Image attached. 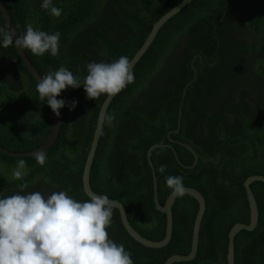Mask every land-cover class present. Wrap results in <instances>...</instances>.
I'll return each mask as SVG.
<instances>
[{"label": "trees", "instance_id": "obj_1", "mask_svg": "<svg viewBox=\"0 0 264 264\" xmlns=\"http://www.w3.org/2000/svg\"><path fill=\"white\" fill-rule=\"evenodd\" d=\"M7 6L20 35L31 23L34 28L48 33L60 32L59 53L52 56H36L25 49L33 65L42 76L64 66L83 80L87 74L86 64L91 61L111 62L120 56L130 60L142 47L153 25L182 0H53L56 7L62 9L59 18L50 16L40 7L41 0H2ZM6 22L0 12V27ZM193 31L191 41L194 45L188 49V64L183 63L186 72L190 61L196 53L202 54L204 60L219 56H238L234 44L245 45L237 41V33L249 30L254 33V45L259 44L264 50V1L262 0H193L178 15L172 18L159 32L134 71V81L128 84L113 100L106 116H114L105 126L94 161L91 185L95 192L120 201L127 209L129 220L142 236L151 240L164 238L166 216L158 211L154 201V186L151 167L147 160V151L155 144H167L168 124H159L163 120L164 99L155 95L151 102L154 108H148L149 102L140 104L134 97L136 90L145 92L152 86H158L157 80L164 68L154 70L161 62L163 54L170 49V42L187 31ZM229 45L234 53L225 50ZM259 45V46H260ZM10 60L21 69L24 86V104L29 108L21 109L22 103L15 105L12 111L6 110L4 99H0V130L18 135L17 129L25 120L32 119V128L47 130L51 126L52 110L47 103L38 100L37 82L22 63L14 45L4 49ZM170 54V52H169ZM166 58L162 59V62ZM5 58L0 57V71L5 73ZM152 61L154 66L149 67ZM199 61V60H198ZM223 59L216 68L221 70ZM161 62V63H162ZM199 64V62H197ZM239 62L235 63V65ZM233 67H231L232 69ZM256 69L264 80V57L256 62ZM171 71L166 86H176ZM153 78V79H152ZM9 83L0 79V85ZM162 83V82H160ZM101 95L96 100L86 97L83 85L79 88L68 87L62 90L58 99L77 100V107L70 111L67 106L63 111V128L56 144L48 150L43 166L38 165L28 178H43L47 183L65 187L70 196L78 201L89 197L83 190V169L90 150L97 114L106 99ZM241 104L245 103L241 100ZM34 106L43 108L44 116H31L38 113ZM160 107L159 110L156 107ZM237 102L231 106L236 113ZM184 119L189 116L183 112ZM216 118L219 114L213 116ZM150 118L152 123L150 124ZM215 127H210L208 137L201 135L195 146L201 155L198 165L193 169L183 168L175 160L168 148H158L152 153L159 183V196L164 204L172 192L165 184V176H183L184 186L198 189L205 197L207 209L200 229V245L197 257L192 261L175 264H227L228 232L237 223L250 222V208L245 180L253 175L264 176V124L256 128L254 122L247 123L243 117H237L231 124L224 115ZM157 120V121H156ZM22 122V123H21ZM21 123V124H20ZM185 125H183L184 130ZM35 138L29 142L25 139L4 141L0 144L15 152L30 151L40 147L47 135L42 131L33 132ZM210 139V140H209ZM208 140L207 142H205ZM25 141V142H24ZM261 146V152H259ZM181 161L190 165L192 154L183 146H178ZM160 154L161 160L156 155ZM262 158L257 161V158ZM220 156V157H219ZM209 157V158H208ZM4 164L16 166L24 159L27 168L37 164L35 157L14 158L0 151ZM2 163L0 162V165ZM33 166V165H32ZM165 171L161 173L160 167ZM3 173V172H2ZM252 189L257 198L260 219L253 231H241L236 238V264H264V183L255 182ZM198 212L195 198L184 195L179 197L174 206L175 230L170 244L161 249H152L141 245L126 234L120 213L113 209L112 223L128 243L126 250L132 254L134 264H163L173 253L188 254L194 220Z\"/></svg>", "mask_w": 264, "mask_h": 264}, {"label": "clouds", "instance_id": "obj_2", "mask_svg": "<svg viewBox=\"0 0 264 264\" xmlns=\"http://www.w3.org/2000/svg\"><path fill=\"white\" fill-rule=\"evenodd\" d=\"M42 10L59 18L62 9L53 0H41ZM60 32L48 33L26 26L23 35L10 25L0 27V48L15 45L17 49L30 50L33 55L44 56L59 53ZM83 80L68 68L61 66L42 76L36 85L38 100L47 103L57 117L60 109L70 111L78 101L58 99L62 90L83 88L88 99L101 95L115 96L134 81L132 61L120 56L111 62L91 61L86 64ZM114 116L105 117L111 123ZM37 164L43 166V151L34 154ZM159 171L163 173L165 167ZM12 178L23 180L28 175L26 161L20 159L12 169ZM183 176H165L166 186L174 197L186 194ZM26 184L10 196L0 194V264H134L132 254L123 244L109 238L106 230L112 222L116 201L107 195L89 194L87 200L78 201L67 191L52 192L45 196L39 191L25 192Z\"/></svg>", "mask_w": 264, "mask_h": 264}, {"label": "flooded vegetation", "instance_id": "obj_3", "mask_svg": "<svg viewBox=\"0 0 264 264\" xmlns=\"http://www.w3.org/2000/svg\"><path fill=\"white\" fill-rule=\"evenodd\" d=\"M192 32L193 31L190 32L189 30L187 32L181 33L180 35L177 36L178 38L176 39V41L173 39L170 42V49L166 51V53L163 54V57L160 59L162 62V59L166 58L162 63L160 62L158 65L155 66L152 61L148 63L149 67L152 68L154 66V70L156 72L160 70V67H163L164 71L162 75H159L157 80L154 79L155 83L158 84V86L150 85L145 92L136 90L135 92L136 97H134V100L137 99L136 100L137 102L144 105H147L146 102L148 101L149 102L148 108L150 109V108H154L153 105L155 104L154 101L150 103V100L155 95L162 97L164 99L163 108L160 107L159 108L162 111L161 113L163 115V120L159 121L158 123L168 124L169 127H173V126L176 127L173 129H169L166 132V136L168 139L167 144H172L175 147L178 156H179L178 146L179 145L183 146V144H187L196 151V153L200 156L201 159V155L195 149V146H199L198 143L196 142V139L199 138V136L201 135L208 137L209 134L211 133L210 127H215L219 125V123L223 119L222 118L223 115L226 118H228V121H230L231 124H234L237 117L245 118L247 120V123L254 122V126L256 128L261 127L264 124V80L261 74L256 69V62H258L259 58L264 57V50L260 44H259L260 46L254 45L253 32H250L249 30H245V31L243 30L240 33H237V41H242L245 45H240L237 43L234 44L235 49H237L239 52L238 56H234V55L233 57L223 56L222 58H218L219 56H215L214 58L211 57L205 61L202 54L196 53L195 55L192 56L189 70L186 72V67L183 66V63L185 61V63L188 64L187 58L190 57V55L187 56V53L190 51V49L188 48H190L192 44L194 45V42L191 41V39L193 38ZM225 50H228L232 54L234 53V50H232V48L227 44H225ZM0 57L6 59L4 62V66L2 68L5 69V73H2L0 71V79H2V81L7 80V82H9L0 85V99H4V102L6 104L5 106L6 110L10 112L14 110L15 105H17L16 103L11 104V101L15 99L16 95L18 94L22 95V93L24 92V86L22 85V81H23L22 73H21V69L18 68L13 63V61L9 59L10 57L8 55L5 54L3 48H0ZM220 59H223L225 61L221 67V70L218 71L216 65L220 61ZM197 62H199V64ZM237 62H239V64L235 65V63ZM231 67L233 68L231 69ZM169 70H172L171 76L172 79L176 82V86L174 85L166 86V83H171V82H167L168 80H171V77L168 75ZM241 100L245 103V105L241 104ZM235 102H237V106L235 107L236 113H233L231 111V106ZM156 108L159 110L158 107ZM37 109H39V112L32 113L31 116L42 117L45 115L43 108H38V106H34V110ZM183 112L189 114L190 117L186 116L184 119ZM180 113L182 115V118L181 121L179 122ZM216 113L219 114V117H217L218 123H216L215 121L216 118L213 117ZM147 119L149 120L150 124H154L152 123L150 118ZM33 124L34 121L32 119L28 118V120H25V122L22 123L21 127L17 129L18 132L17 135L15 134V132L10 133L11 132L10 128L12 127V124L10 123L8 125V129L10 132L7 131L8 136L2 138L4 141L9 140V141H13V143L16 141V139L17 140L25 139V141L29 142L31 139L35 137H36L35 140L44 138L36 135L35 136L31 135L33 134V132H40V131H42L43 134L47 135L48 137L49 133H47L46 129L40 130V129H35L34 127L32 128ZM179 124H181L180 131L177 133H170L171 131L177 129L179 130ZM183 125H185L184 130H183ZM170 138H172L174 141H171ZM207 141L208 140H206L205 142ZM183 147L186 148L185 146ZM257 150L261 152L262 150L261 146L260 149ZM171 152L175 158V154L173 150H171ZM189 152L193 156V161H192L193 163L194 155L191 151ZM156 157L158 160H161L160 154H157ZM261 158L262 155H260L257 158V161H259ZM2 165L3 164H1L0 167ZM7 165L8 164L3 165L1 172L7 171L4 170V168ZM32 165L28 167V175L31 174L33 171L32 169L30 172V169L36 168L35 166H38L39 164H32ZM28 175L25 176L23 180L13 179L10 172H8L9 177H6L5 179L4 177L1 176L0 194H3L5 196L13 195L14 193L20 191L19 185L21 183L27 185V187L24 190L25 192L39 191L43 193L45 196L50 195L52 192H58L62 190L67 191L65 187L58 186L56 184L47 183L43 178L40 177L36 179L34 177L28 178L29 177ZM67 192L68 195H70L69 191ZM173 213H174V207H173ZM166 226H167V216L165 223V231H166ZM174 226H175V218H174L173 231L175 230ZM106 230L109 233V238L112 239L114 242H116L117 244H123L125 247L126 245H128V243H126L123 240L121 235H117L119 230L113 225L112 222L111 225ZM228 243H229V238H228ZM175 254H179V253H173L172 255ZM182 255H186V254H182ZM168 258L163 262V264H166Z\"/></svg>", "mask_w": 264, "mask_h": 264}, {"label": "water", "instance_id": "obj_4", "mask_svg": "<svg viewBox=\"0 0 264 264\" xmlns=\"http://www.w3.org/2000/svg\"><path fill=\"white\" fill-rule=\"evenodd\" d=\"M193 0H182L180 3L175 5L171 10H169L167 13H165L154 25L153 28L145 40L142 47L138 50V52L133 56L131 59L133 64V70L138 65V63L141 61V59L144 57V55L147 53L153 42L155 41L159 31L176 15H178L181 11H183ZM264 1V0H262ZM0 12L3 16L4 21L6 22V25H10L12 28H14L17 33V27L15 25V22L13 21V18L7 8V6L4 4L2 0H0ZM19 35V33H18ZM15 46V45H14ZM16 48V47H15ZM17 52L20 56V59L24 66L29 70L31 75L34 77L36 82H39V79L42 77V75L39 73L37 68L33 65L32 61L30 60L29 56L27 55L25 50H19L17 49ZM118 95V94H117ZM107 96L104 100L99 113L97 114V122L96 127L93 134V139L90 145V150L87 155L84 169H83V176H82V182H83V190L86 193V195L89 197V194H94L97 196H102L101 194L95 192L91 185V176H92V169L94 165V161L96 158V154L98 151V147L101 141V137L103 134L104 126H105V117L106 113H108L109 108L117 96ZM58 98V97H57ZM61 115L57 117L55 113L52 111V121L51 126L49 130V134L47 139L43 142V144L33 150L30 151H23V152H15L12 150H9L8 148L3 147L0 145V151L10 157L14 158H26V157H33L35 153L38 151H43L46 153L48 150H50L58 141L62 128H63V111L62 108L60 109ZM182 115L180 113V119L181 121ZM181 124H179V130L171 131L170 133H177L180 131ZM171 141H174L172 138H170ZM189 151H191L194 155V162L191 165L184 164L181 159L179 158L177 151L175 147L172 144H155L151 146L147 151V160L151 167L152 176H153V186H154V200L157 210L160 212H163L167 216V226L166 231L164 233V238L158 241L151 240L149 238H146L145 236H142L138 231L132 226L129 217L128 212L124 204L120 201L111 199L116 201L117 206L115 209H117L121 216L122 224L127 231L126 233L131 236L136 242L140 243L141 245L152 248V249H161L169 245V243L172 240V231H173V225H174V213H173V207L179 197H174L172 195V192L168 195L164 205L160 202V196H159V183H158V176L156 173V169L154 166V163L152 161V152L155 149L158 148H170L173 150L175 154V158L179 165H181L183 168L186 169H193L199 162L200 156L196 153V151L189 145L183 144ZM255 182H263L264 183V176L263 175H253L248 177L244 182V188L247 192V198L249 202V208H250V222L249 223H237L235 224L230 230H229V243H228V251H227V264H236V238L240 234L241 231H253L255 228H257L259 224L260 219V211L259 206L257 202V198L255 196V193L252 189V185ZM186 188V194L193 198L198 203V212L196 214L195 220H194V226L193 230L191 231L192 234V242H191V249L190 252L186 255L182 254H175L168 258L166 261V264H173L175 262H183V261H192L194 260L199 251V245H200V229L202 227L203 218L206 213L207 209V202L204 197V195L196 188L185 186Z\"/></svg>", "mask_w": 264, "mask_h": 264}, {"label": "rangeland", "instance_id": "obj_5", "mask_svg": "<svg viewBox=\"0 0 264 264\" xmlns=\"http://www.w3.org/2000/svg\"><path fill=\"white\" fill-rule=\"evenodd\" d=\"M22 102H24V97H22V95L18 94V95H16L15 99L13 101H11V104L12 103H16L18 105L19 103H22ZM21 105H22L21 109L23 111H25V110H27L29 108V106L26 105V104H24V103H22ZM5 136H8V132H5V131L0 130V137H5ZM0 162L4 165V163L1 161V159H0ZM3 165L0 167V177L2 176L5 179L6 177H9L8 176V172L12 173V169L15 166L7 165L4 168V170H7V171H5V172L2 173L1 170H2ZM32 169H34V168H31L30 169V172H31Z\"/></svg>", "mask_w": 264, "mask_h": 264}]
</instances>
